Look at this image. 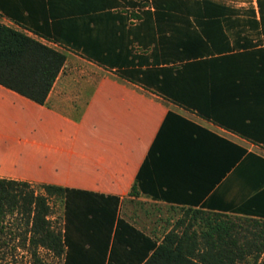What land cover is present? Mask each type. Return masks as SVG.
<instances>
[{"label":"trees","instance_id":"1","mask_svg":"<svg viewBox=\"0 0 264 264\" xmlns=\"http://www.w3.org/2000/svg\"><path fill=\"white\" fill-rule=\"evenodd\" d=\"M255 3L258 20L252 7L218 0H34L35 15L45 21L47 10L51 17L34 32L264 146V0ZM242 13L250 14L245 24L259 21L262 42L240 35V28L229 40L225 26H238ZM64 58L62 50L0 22L1 86L42 104ZM169 115L220 143L210 159L198 156L191 167L214 180L231 168L247 190L242 201L220 210L182 202L159 238L119 214L117 194L50 182L34 188L31 181L2 176L0 222L19 214L30 253L35 257L42 246L62 257L61 264H258L264 253V156L171 111L166 120ZM163 156L166 150L154 152L150 145L128 194L168 201L156 187L154 165ZM49 197L63 205L60 228L50 226Z\"/></svg>","mask_w":264,"mask_h":264},{"label":"crops","instance_id":"2","mask_svg":"<svg viewBox=\"0 0 264 264\" xmlns=\"http://www.w3.org/2000/svg\"><path fill=\"white\" fill-rule=\"evenodd\" d=\"M220 1L245 9L252 7L255 18H259L255 0ZM46 12L45 21H41L44 15H35L34 0H0L1 23L21 29L65 54L42 104L0 85V177L117 194L121 197L120 206L126 197L129 201L144 198L175 206L182 202L205 204L220 210L231 208L247 196L242 180L231 173V168L214 180L191 167L192 160L198 156L210 159L215 144L220 143L175 115L167 116L166 120V112L178 114L246 151L264 156V146L152 87L119 76L115 67L108 68L82 56L78 50L35 33L34 28L44 30L41 24L50 25L51 17ZM249 18L250 14L242 13L238 26H225L230 41L237 37L240 28V35L262 42L259 21L254 26L245 24ZM77 60L105 68V72L90 79L89 90L88 78L76 75ZM151 144L154 152L166 150V156L157 160L154 167L156 187L169 195L168 201L127 193Z\"/></svg>","mask_w":264,"mask_h":264},{"label":"rangeland","instance_id":"3","mask_svg":"<svg viewBox=\"0 0 264 264\" xmlns=\"http://www.w3.org/2000/svg\"><path fill=\"white\" fill-rule=\"evenodd\" d=\"M77 67L76 75L81 78H88L87 90L90 89L91 78H96L99 73L105 72L94 64L75 61ZM79 69L81 70L79 71ZM85 83V82H84ZM78 99H83L78 98ZM78 101V104L81 101ZM41 181H31L34 188H38L37 183ZM50 208L48 213L49 223L53 229L61 227L62 208L63 205L58 197H49ZM119 214L131 221L136 226L142 227L144 230L152 231V233L161 238L165 229L170 223L180 215L179 206L170 204H160L152 202L144 198L129 199L124 197L121 202ZM234 216V215H230ZM26 225L24 219L19 214L6 215L0 222V264H61L62 257L54 256L48 249L37 246L36 256L30 253L26 243ZM258 264H264V253L260 256ZM251 264V263H250Z\"/></svg>","mask_w":264,"mask_h":264}]
</instances>
